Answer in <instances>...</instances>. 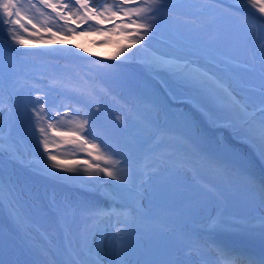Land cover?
Wrapping results in <instances>:
<instances>
[{
    "label": "rangeland",
    "instance_id": "1",
    "mask_svg": "<svg viewBox=\"0 0 264 264\" xmlns=\"http://www.w3.org/2000/svg\"><path fill=\"white\" fill-rule=\"evenodd\" d=\"M185 2L181 12L165 10L155 36L141 50L154 45L166 55L174 52L183 60L182 65L214 75L234 96L248 104L250 111L258 110L262 99L259 52H255L257 61L253 62L249 49L256 36L241 22L255 26L260 21L239 15L238 11L246 12V9L238 6L236 0L221 1L233 10L223 8L218 0ZM257 3L264 4V0H257ZM22 23L27 24V20ZM28 27L31 31V26ZM102 27L110 28L112 24ZM92 34L96 35L94 41L110 40L102 33ZM3 44L9 47L8 43ZM20 51L32 52L25 47ZM80 67L85 69L86 66ZM50 70L43 57L26 59L19 69H11V75L5 80L9 102L0 99V134H7L10 146L22 152V156L27 153L28 160L24 159L19 166L35 174H44L46 181L40 187L56 181L71 189L68 194L55 190L54 196L44 194L55 214L62 240L58 242L56 237L44 235L32 237L21 209L0 183L3 205L21 231L14 243L6 242L2 236L5 264H76V261L80 264H219L217 245L239 261L236 264H249L250 260L264 264V257H255L252 253L256 243L264 242L260 227V218L264 217L262 194L258 185L250 184L247 179L249 175L255 176L257 181L264 178V159L260 156L258 140L247 137L242 131L237 134L229 128L210 125L187 104L190 100L177 104L182 105L186 113L175 109L177 105L155 104L146 87L137 90V87L124 85L118 100L113 95L107 96L104 109L94 112L97 101L87 93H75V99L66 102L64 97L68 91L57 86L53 73H50L52 78L49 77ZM148 71L156 80H160L159 75L166 74L161 81L164 87L166 76L173 75L166 70ZM115 82L128 84L117 75ZM171 85L178 92L183 87L195 91L188 84L182 86L178 80H172ZM208 87L215 89L211 83ZM34 88L48 93L47 103L54 110L82 109L79 119L85 118L83 113H88L92 134L99 137L94 142L106 143L115 159H128L131 163L132 184L120 185L107 176H103V183H96L101 176H89L84 171L85 161L93 162L91 157L69 144L59 148L53 146L50 150L53 154L61 153V160L80 165L83 168L81 176L92 184V192L69 187L70 180L80 172L54 171L71 179L45 174V162H52L47 161L43 148L37 147L39 134H34V121L32 126L29 123V101L38 94ZM166 95L171 94L167 91ZM208 101V96L203 94V103L212 107ZM10 102L16 123H11L8 117ZM228 102L223 92L216 93L217 105L226 106ZM190 120H195L194 129L188 127ZM203 136L210 138L207 146L194 144L192 146L198 148L191 154V141H205ZM55 139L50 134V143ZM209 149L214 150V156L204 155L202 160L201 152ZM185 155L188 157L184 158ZM187 159L188 162H184ZM105 203L112 204L117 211L123 208L130 215L121 217L112 227L109 219L97 222L85 211L90 205L103 207ZM210 214H221L227 220H246L254 229L251 233L210 232L207 227ZM117 229L121 230L123 239H120V254L114 256L112 245L119 239Z\"/></svg>",
    "mask_w": 264,
    "mask_h": 264
},
{
    "label": "snow or ice",
    "instance_id": "2",
    "mask_svg": "<svg viewBox=\"0 0 264 264\" xmlns=\"http://www.w3.org/2000/svg\"><path fill=\"white\" fill-rule=\"evenodd\" d=\"M236 3L253 14L259 13L260 16L259 25L241 22L246 25L248 31L255 32L254 43L259 45L256 51L259 52L262 99L258 110L250 111L248 104L234 96L221 81L214 75H209L207 71L189 67L187 64L181 65L163 57L157 58L152 67L169 71L196 92L206 94L213 106L209 107L193 97L189 103L193 105L194 110L210 125L229 128L237 134L242 131L247 137L258 140L261 145L260 156L264 159V4H258L257 0H236ZM167 7V0H0V36L6 31L7 36L17 45L29 42L53 45L57 42L64 44L67 39L74 36L92 33H102L109 39L113 35H118L121 42L126 43L122 48L118 45L112 59L127 61L141 49L146 48L148 42L153 39L160 18ZM25 19L27 24L22 23ZM107 24H112V27H102ZM28 25L31 26V31ZM78 28L81 30L78 31ZM28 32L29 38L24 40L22 34ZM76 47L79 48L80 45ZM67 51L70 52L71 49ZM83 51L87 52L88 49L85 48ZM251 59L253 62L257 61L255 53ZM209 83L215 85V89H209ZM57 86L63 85L57 82ZM33 90L38 94L34 100L29 101L28 106L31 109L29 123L32 126L34 121V134H39L37 147H42L44 154L47 155V161L52 162L51 164L45 162L44 171L47 174L60 179H71L61 176L60 172L77 173L81 170L80 165L61 160V153L53 154L50 150L53 146L59 148L61 145L69 144L91 157L93 162L85 161L84 171L89 176H101V180L96 183H103V176H107L118 181L120 185L132 184L134 171L131 163L128 159H115L110 146L106 143L94 142L99 137L92 134L93 125L87 118L88 113H83L85 118L79 119L82 109L64 112L54 110L47 103V92L43 89ZM217 92H223L227 96L229 102L226 106L216 104ZM220 111L223 115H217ZM187 123L190 129H194V121L190 120ZM50 134L57 138L51 143ZM101 162L104 166H101ZM51 169H59L60 172H52ZM247 179L250 184L258 185L262 194L261 206L264 207V178L257 181L255 176L249 175ZM85 211L97 222L115 217L119 223L121 217L130 215L129 212L99 205H90ZM207 227L210 232L236 230L251 233L254 229V225H249L246 220H227L221 214H210ZM260 227L261 234L264 235V217L260 218ZM116 235L123 239L120 229H117ZM215 250L219 264H236V259L224 248L217 245ZM2 251L0 230V264H5ZM76 264H80V261H76ZM249 264H255V261L250 260Z\"/></svg>",
    "mask_w": 264,
    "mask_h": 264
},
{
    "label": "trees",
    "instance_id": "3",
    "mask_svg": "<svg viewBox=\"0 0 264 264\" xmlns=\"http://www.w3.org/2000/svg\"><path fill=\"white\" fill-rule=\"evenodd\" d=\"M176 1L180 4L175 3ZM167 5V11L178 13L182 11L186 2L185 0H170V2L167 1ZM243 15L244 14L241 13V16ZM29 35L30 32L23 33L22 38L28 40ZM95 36V34L74 36L67 39L64 44L57 42L53 45H44L29 42L27 44L17 45L11 41L5 31L4 35L0 36V99L9 102L10 95L5 87V80L8 75H11V69H19L26 59L43 57L44 62L51 67V70L48 72L49 77L52 78L50 73H53L54 81L56 83L61 82L63 85L62 87L68 91L64 97L65 101L67 102L68 100L75 99V93H87L97 101L94 112L105 107L107 96L113 95L118 100L121 91L124 89V85L137 87V90H141V87L148 88L155 104L167 103L171 106L169 100H192L193 97L203 102V93L193 92L192 90L189 91L185 87L179 92L174 89L171 85L172 80H178L183 84L182 86L187 85L185 81L179 79L175 75L166 76V89L171 94L170 98H168L154 79L150 77L147 72L140 69L139 65L135 64V62H138L149 70L163 72L164 70L152 67L157 58L163 57L166 60H173L182 65L183 60L176 56L174 52L166 55V52L163 53L158 49V46L152 45L148 50L137 52L135 56L127 61L114 60L112 59V55L117 52L118 45L122 48L125 46L126 42H121V37L118 35H115L107 42H97L94 41ZM3 42L8 43L9 48H6ZM76 45H80V47L77 48ZM24 47L31 49L32 52L26 54L21 52L20 50ZM162 47L165 46L162 45ZM85 48L88 49L87 52L83 51ZM67 49H71V51L69 52ZM133 51H135V48ZM76 53L79 55H76ZM81 65H85V69H82L80 67ZM115 75L126 79L128 84H117L115 82ZM165 75H160L162 80H164ZM208 104H211V102L208 101ZM9 105L10 110L8 117L10 121H12L11 123H16L13 103L10 102ZM174 108L179 112L186 113L183 106ZM193 121L195 122V120ZM7 136V134H0V183L3 184L5 192L8 193V197L12 198L17 207L21 209L24 219L26 220V227H28L32 237L39 238L43 235L49 238L56 237L58 242H60L61 232L55 221L54 213L44 194L54 196L55 192L53 190L68 194L71 189L60 185L56 181L47 182L46 186L40 187V185L46 181V177L44 174H35L19 166L24 159L28 160L29 157L27 153L24 154L26 156H22L20 154L22 152L13 149L10 146L11 140L7 138ZM202 138L205 141L196 139L191 141L190 145L199 144L207 146V140L210 138L208 136H203ZM112 147V149L115 150V147ZM197 148L198 147L192 146L191 154L195 153ZM119 152L120 155H124L122 151ZM203 153L207 158H212L214 156L213 149H209L206 152L203 151ZM187 157V155L184 156V158ZM188 159L184 162H188ZM207 160L205 165L208 164ZM56 170L57 169H51L52 172ZM68 185L71 188L81 187L87 192L92 191V184H89L88 181L81 176V172L78 176L71 179ZM0 230H2L3 240L8 243L16 242L18 235L21 234L19 226H17L11 215L8 214L5 209L1 195Z\"/></svg>",
    "mask_w": 264,
    "mask_h": 264
},
{
    "label": "water",
    "instance_id": "4",
    "mask_svg": "<svg viewBox=\"0 0 264 264\" xmlns=\"http://www.w3.org/2000/svg\"><path fill=\"white\" fill-rule=\"evenodd\" d=\"M255 47L256 46H255L254 41H251L250 42V50H251V52L255 51ZM254 252L257 255H263L264 256V242L263 243H256L255 247H254Z\"/></svg>",
    "mask_w": 264,
    "mask_h": 264
},
{
    "label": "bare ground",
    "instance_id": "5",
    "mask_svg": "<svg viewBox=\"0 0 264 264\" xmlns=\"http://www.w3.org/2000/svg\"><path fill=\"white\" fill-rule=\"evenodd\" d=\"M139 181V180H138Z\"/></svg>",
    "mask_w": 264,
    "mask_h": 264
}]
</instances>
